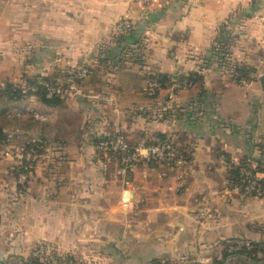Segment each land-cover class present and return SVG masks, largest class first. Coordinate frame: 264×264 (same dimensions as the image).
I'll return each mask as SVG.
<instances>
[{
	"label": "crops",
	"instance_id": "obj_1",
	"mask_svg": "<svg viewBox=\"0 0 264 264\" xmlns=\"http://www.w3.org/2000/svg\"><path fill=\"white\" fill-rule=\"evenodd\" d=\"M43 4V10L40 3L27 6L33 23L53 27L46 35L47 46L36 55L38 63L29 71L51 72L89 54L93 66L89 76L60 94L59 104L41 102L45 118L60 111L63 133L71 127L62 115L79 116L74 127L79 146L65 147L68 160L61 174L96 192L91 225L85 223L84 204L79 207L76 199L73 211L67 206L73 196L56 197L63 217L55 233L58 243L91 249L90 260L96 264H147L153 259L162 264L264 263L226 248L239 236L264 242V194L241 196L229 180L231 166L222 157L232 163L251 160L264 169V2L169 0L140 5L134 0H44ZM122 15L134 23L129 35L111 30ZM220 31L228 35L229 51L221 65L211 51ZM98 57L104 58L105 68ZM233 61L254 69L253 77L234 80L226 65ZM197 69L202 79L188 87H161L155 95L147 89L148 72L176 78ZM113 131L123 132L131 142L149 141L156 133L170 135L185 159L169 167L138 163L129 174L131 202L124 206L127 187L117 173V158L93 144L97 134ZM3 158L1 165L9 161ZM3 170L0 167V173ZM55 213L27 212V231L34 244L53 233ZM5 214L9 213L0 211V234L6 231ZM19 227L16 223L10 228ZM3 250L0 242V261L7 260Z\"/></svg>",
	"mask_w": 264,
	"mask_h": 264
},
{
	"label": "rangeland",
	"instance_id": "obj_2",
	"mask_svg": "<svg viewBox=\"0 0 264 264\" xmlns=\"http://www.w3.org/2000/svg\"><path fill=\"white\" fill-rule=\"evenodd\" d=\"M32 2L40 3L43 10L44 0H0V87L6 82L11 83L13 87L21 86L30 76L53 77L64 73L70 67L91 65L89 54L83 61L69 62L68 66L62 68L53 67L51 72L41 71L34 74L29 71V68L38 63L36 55L47 46L49 40L46 35L53 28L35 24L34 19L28 18L27 6ZM62 93L66 94V91ZM41 102L40 95L36 94H26L16 99L0 97V126L19 127L23 131L22 138H14L6 146H0V160H5L3 157H7V160L9 158L7 163L0 164L4 169L0 173V211L9 213L5 214L7 218L3 219L6 231L0 234V242L4 247L3 257H7V260L0 261V264H96L90 260L94 251L59 244V235L55 234L58 232L59 220L63 219L60 217V202L56 198L60 194L74 197L73 203L68 202L67 205L69 208L71 206L73 211L76 209V199L79 207L84 204L86 224L91 225L94 220L90 216L92 202L96 196L94 189L91 186H83L81 182L77 183L69 176L62 178L61 174L65 167L64 162L68 160V155L64 152L65 147L79 146L74 127L75 121L80 118L70 113L62 115V121L71 127L64 131L68 133V136H65L60 124V111L45 118L41 114ZM32 138L41 143L40 153L35 158H29L27 147L24 145L27 139ZM8 148L11 152L7 155L5 150ZM60 157L62 159L59 160ZM23 165H26V169L21 167ZM263 170L260 169L257 175L262 182ZM33 209L56 212L51 218L53 233L35 244L30 240L27 231V212ZM11 212H19V218L11 217ZM16 223L19 228H10ZM68 236L70 238V235Z\"/></svg>",
	"mask_w": 264,
	"mask_h": 264
},
{
	"label": "built area",
	"instance_id": "obj_3",
	"mask_svg": "<svg viewBox=\"0 0 264 264\" xmlns=\"http://www.w3.org/2000/svg\"><path fill=\"white\" fill-rule=\"evenodd\" d=\"M140 5L147 4H156L163 5L169 0H134ZM134 23L132 19L127 15L120 16L112 26V31L115 33L127 32L133 29ZM227 59V58H226ZM226 64V63H225ZM230 72L232 73V62H228ZM93 71V66L89 64H82L77 67H70L64 73H59L52 79L47 80L44 78H39L37 83L43 84L46 87V95L52 96L54 94H62L70 88L76 87L80 80L89 76ZM100 72L102 70H99ZM103 72V71H102ZM245 81V80H244ZM147 89L149 93L154 94L156 89L159 87V83L152 78H145ZM192 84L190 80L182 79L170 83L168 86L172 90H176L182 87H188ZM22 91L25 93L27 90L35 91L36 84H21ZM3 136L0 137V146H6L14 138H22V130L19 127H0ZM94 146L104 153L113 154L117 158V173L122 180L123 184L127 189L122 194V204L124 206L128 205L131 202V191L128 189L131 180L129 174L133 172L138 163L140 162H157L166 167L179 165L184 161V155L177 149L176 143L170 135H167L165 138H153L150 141H136L131 142L127 136L121 131L113 132H103L97 134L93 141ZM27 154L29 158H35L40 153L41 143L38 140L27 139L26 144ZM24 148V147H21ZM11 150L6 149L5 154H9ZM225 165H230L229 171L233 168H237L238 175L237 177H230L229 180L233 183L234 189L241 196H260L264 193V182H262L258 175L259 169H257V163L251 160H243L236 163L233 161H228L226 156H222ZM28 166V165H27ZM23 169H26V165L21 166ZM166 172V171H165ZM163 172V174H165ZM146 175V172L143 174ZM128 192V194H127ZM228 246L229 250H238L241 247H249L251 245V240L245 237H235L230 242ZM147 264H162V260L156 259L151 260Z\"/></svg>",
	"mask_w": 264,
	"mask_h": 264
},
{
	"label": "trees",
	"instance_id": "obj_4",
	"mask_svg": "<svg viewBox=\"0 0 264 264\" xmlns=\"http://www.w3.org/2000/svg\"><path fill=\"white\" fill-rule=\"evenodd\" d=\"M132 30L133 29H131L130 31H127V32H119V33H116V35L121 34V33L129 35L132 32ZM226 35H224L222 33V31H220L218 33V35L216 36L215 43L213 44V46L211 48L213 55H216L215 61H217L218 64H220V65L223 62H225L224 57L227 56V54L229 53V51H228V35H227V39L225 38ZM102 49H104V48H102ZM97 61L99 63H101L100 66L103 65L101 68H105V63H103L104 58L98 57ZM231 66L233 69L232 73H231L232 78L236 81H243V80L250 79L251 77H253V75H251V74L256 72V71H254V69L250 68L246 64H242L241 62L233 61ZM202 76L203 75H202L201 69L193 70V71L188 72L186 74H180L176 78H173L172 75L167 74V73H163V72H148L145 74V78L148 77V78L155 79L159 83V87H167L170 83H173L175 81L182 80V79L190 80L192 82V84H194L196 81L201 80ZM39 78H44L47 80L52 79L51 77H48L46 75H42V76L34 75V76L27 77L25 82L28 84H33V83L36 84V90L35 91L27 90L25 93L22 91L21 86L13 87V85L11 83L6 82L2 87H0V97H9V98L16 99V98H21L26 94H36V95H40L41 101L46 103V104H50V105L59 104L60 99H61L60 94L59 95L54 94L52 96H47L46 95V93H47L46 87L43 84L37 83V80ZM157 91H158V88L156 89V92L152 95H155L157 93ZM0 127H2V126H0ZM2 136H3V133L0 130V137H2ZM166 136H167V134H164V133H156L154 138L163 139ZM151 140H153V139H151ZM257 169L263 170L262 168H260L259 165H257ZM229 172H230V177H232V178L237 177V175H238L237 168H233ZM226 245H227L226 248L229 250L228 246L230 245V243H227ZM228 252L244 254V255L250 257L254 261H258V262L264 261V242L259 243V242L251 241V245L249 247H241L238 250H229ZM258 252H259V254H261L260 256L257 255ZM153 260H156V259H153ZM262 264H264V263H262Z\"/></svg>",
	"mask_w": 264,
	"mask_h": 264
}]
</instances>
